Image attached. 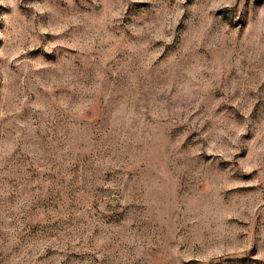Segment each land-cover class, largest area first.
Listing matches in <instances>:
<instances>
[{"label":"rangeland","instance_id":"1","mask_svg":"<svg viewBox=\"0 0 264 264\" xmlns=\"http://www.w3.org/2000/svg\"><path fill=\"white\" fill-rule=\"evenodd\" d=\"M0 264H264V0H0Z\"/></svg>","mask_w":264,"mask_h":264}]
</instances>
